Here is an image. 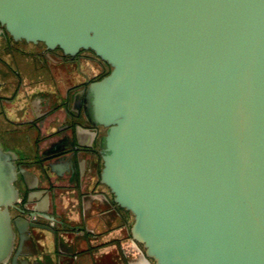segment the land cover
I'll return each instance as SVG.
<instances>
[{
    "label": "water",
    "instance_id": "1",
    "mask_svg": "<svg viewBox=\"0 0 264 264\" xmlns=\"http://www.w3.org/2000/svg\"><path fill=\"white\" fill-rule=\"evenodd\" d=\"M0 35L108 66L72 91L61 153L42 152L40 132L23 161L0 137V264H30L26 239L57 238L21 185L54 184L82 148L150 264H264V0H0Z\"/></svg>",
    "mask_w": 264,
    "mask_h": 264
},
{
    "label": "crops",
    "instance_id": "2",
    "mask_svg": "<svg viewBox=\"0 0 264 264\" xmlns=\"http://www.w3.org/2000/svg\"><path fill=\"white\" fill-rule=\"evenodd\" d=\"M74 77L78 79L77 72ZM61 79L62 75L58 79L53 78L49 83L47 80L41 82L42 84L29 86L27 96H18L19 108L23 106V110L11 107L9 103L5 104L12 94V85L4 83L0 87V137L6 145L4 148L16 149L25 146L19 150L23 161L34 155L35 141L40 132L42 152L56 148L61 153L64 150L62 139L71 135L72 127L68 124L64 108L72 98V91L68 86L64 93H58L56 81ZM33 93L35 94L31 102L29 96ZM26 100L30 104L29 109L26 107ZM58 106L60 107L56 108ZM25 118L37 119L41 130L29 123H18ZM77 128L74 133H77L78 139L85 145L91 144L94 140L92 129L85 124ZM67 157V166L60 169L61 173H52L54 184L42 178L30 183L28 187L21 185L24 193L22 200L36 209L37 215L42 212L55 215V225L59 231L57 238H52L47 233L48 242L42 239H26L21 257L28 258L30 264L36 260L40 264H46L45 254L53 257L54 264L57 261L60 264H150L144 256L142 246L130 235L132 215L116 206L109 189L98 182L96 155L87 148H82L80 152ZM63 162L60 161L61 164ZM32 170L36 171L34 168ZM62 221L71 227H64Z\"/></svg>",
    "mask_w": 264,
    "mask_h": 264
},
{
    "label": "rangeland",
    "instance_id": "3",
    "mask_svg": "<svg viewBox=\"0 0 264 264\" xmlns=\"http://www.w3.org/2000/svg\"><path fill=\"white\" fill-rule=\"evenodd\" d=\"M18 46H20L24 51H22L21 49L15 50L9 56L4 55L5 53L0 51L1 58L6 57L5 59L8 61V63L5 64L0 63V81L3 83V85L4 83L9 86L12 85V95L20 89L16 86L19 79L23 80L21 83H24V89H26L27 91V88L29 89V86L31 85L42 84L47 80H49V83L50 80L53 81V78L55 80L58 79V76L62 75L61 81H56V84L58 85V93H64L65 88H67V86H69L70 84H74L75 87L79 89L81 87L80 81H82L84 78L90 77L94 73H98L101 68L108 69V66L103 62H100L99 59L93 55V53H91L90 51H82L80 52L78 58V64L73 66V68L76 69L75 71H78V79L76 77L73 78L69 76V65L64 64L63 66H61L62 72L59 70V68L58 70L53 69L54 72H51L47 70L46 66L43 67L38 63L37 59H40L32 56V52L37 49L43 48L42 44L33 45L31 43L20 42ZM8 103L9 102L6 101L5 104L8 105ZM15 107L18 110H23L24 108L23 106L19 108V104ZM26 107L27 109H29V103L27 100ZM100 132H103V128ZM22 142L24 143V145H27V142L25 140H22ZM3 146L6 145L3 143ZM24 147H18L16 148V150L18 151L20 150V148Z\"/></svg>",
    "mask_w": 264,
    "mask_h": 264
},
{
    "label": "flooded vegetation",
    "instance_id": "4",
    "mask_svg": "<svg viewBox=\"0 0 264 264\" xmlns=\"http://www.w3.org/2000/svg\"><path fill=\"white\" fill-rule=\"evenodd\" d=\"M0 38H1L0 39V51L4 52L5 53L4 55L9 56V55H11V53L13 51L21 49V47L18 46L20 41L13 40L9 35H0ZM23 43H26V42H23ZM33 45H37V44H33ZM42 46H43V48L37 49V50L32 52L33 53L32 56L40 59V60L37 59V61H38V63L40 65H42L43 67L46 66L47 70H49L51 72H54L53 69L58 70V68H61V66H63L64 64L69 65L70 66V68H69V71H70L69 72V76L70 77H72V76L74 77V75L76 73V71H75L76 69H74L73 66L78 64V58H79L80 54L77 55V56H74V57L65 56L64 60H62L61 58H58L57 56L54 57L53 59H48L44 55L45 52H46V50L44 48V45H42ZM21 50L24 51L23 49H21ZM57 54L61 55L62 53L56 51V55ZM5 58L4 57L1 58V55H0V63L1 64L8 63V61ZM53 67H55V68H53ZM22 81H23L22 79H19V81H17V84H16L17 88H21L24 85V83H21ZM39 83H41V82H39ZM3 86L4 85H0V87H3ZM68 88H69L70 91H73L77 87H75V85H73V84H70ZM10 96L8 97V99L11 98ZM56 108H59V107H56ZM55 109H53V110H55ZM71 116L73 118V122H77L76 116L74 114L72 115V113H70V117ZM68 124L70 125V123H68Z\"/></svg>",
    "mask_w": 264,
    "mask_h": 264
}]
</instances>
